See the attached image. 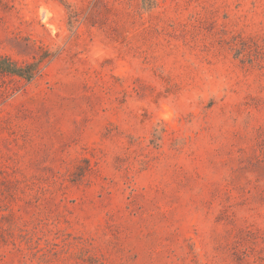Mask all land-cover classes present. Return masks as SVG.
I'll return each mask as SVG.
<instances>
[{"label": "rangeland", "instance_id": "374dc122", "mask_svg": "<svg viewBox=\"0 0 264 264\" xmlns=\"http://www.w3.org/2000/svg\"><path fill=\"white\" fill-rule=\"evenodd\" d=\"M0 264H264V0H0Z\"/></svg>", "mask_w": 264, "mask_h": 264}]
</instances>
